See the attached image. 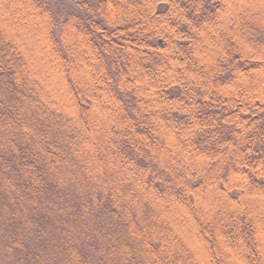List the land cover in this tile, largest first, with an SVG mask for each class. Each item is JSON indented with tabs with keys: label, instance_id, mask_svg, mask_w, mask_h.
<instances>
[{
	"label": "trees",
	"instance_id": "obj_1",
	"mask_svg": "<svg viewBox=\"0 0 264 264\" xmlns=\"http://www.w3.org/2000/svg\"><path fill=\"white\" fill-rule=\"evenodd\" d=\"M0 264H264V0H0Z\"/></svg>",
	"mask_w": 264,
	"mask_h": 264
},
{
	"label": "rangeland",
	"instance_id": "obj_2",
	"mask_svg": "<svg viewBox=\"0 0 264 264\" xmlns=\"http://www.w3.org/2000/svg\"><path fill=\"white\" fill-rule=\"evenodd\" d=\"M252 8V7H251Z\"/></svg>",
	"mask_w": 264,
	"mask_h": 264
}]
</instances>
